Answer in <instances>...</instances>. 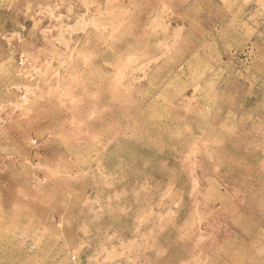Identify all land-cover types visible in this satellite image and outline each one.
I'll return each mask as SVG.
<instances>
[{
    "label": "rangeland",
    "instance_id": "374dc122",
    "mask_svg": "<svg viewBox=\"0 0 264 264\" xmlns=\"http://www.w3.org/2000/svg\"><path fill=\"white\" fill-rule=\"evenodd\" d=\"M0 264H264V0H0Z\"/></svg>",
    "mask_w": 264,
    "mask_h": 264
},
{
    "label": "bare ground",
    "instance_id": "6f19581e",
    "mask_svg": "<svg viewBox=\"0 0 264 264\" xmlns=\"http://www.w3.org/2000/svg\"><path fill=\"white\" fill-rule=\"evenodd\" d=\"M166 134V133H165ZM262 249V248H261ZM223 250V249H222ZM193 252V251H192Z\"/></svg>",
    "mask_w": 264,
    "mask_h": 264
}]
</instances>
